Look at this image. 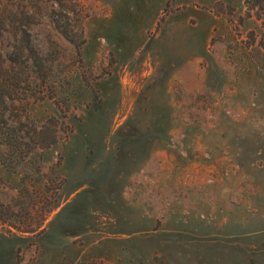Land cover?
<instances>
[{"label": "rangeland", "instance_id": "1", "mask_svg": "<svg viewBox=\"0 0 264 264\" xmlns=\"http://www.w3.org/2000/svg\"><path fill=\"white\" fill-rule=\"evenodd\" d=\"M6 18L3 109L58 139L0 140V264H264V0H0V41Z\"/></svg>", "mask_w": 264, "mask_h": 264}, {"label": "trees", "instance_id": "2", "mask_svg": "<svg viewBox=\"0 0 264 264\" xmlns=\"http://www.w3.org/2000/svg\"><path fill=\"white\" fill-rule=\"evenodd\" d=\"M2 30H1V41L4 42L6 38V32L11 31V21L9 19H2ZM23 32L25 34H29L28 28H24ZM29 46L24 47L25 52H31L33 50V46L31 45V41L29 40ZM8 51L5 49H1V56L6 61L11 60V55H7ZM28 57V56H27ZM3 60V62H6ZM9 64V63H8ZM8 64H2L1 73H0V140L4 144V146L11 151V156L15 160H27L28 158L33 159V154L35 153H26L28 151L24 150L27 145H29L30 141L34 143L42 144L44 139L50 137V143L55 142L58 139V130L57 125H52V122L45 123L43 127L35 126L32 130V134L24 133V127H18L17 124H21L23 126L22 119L17 120L10 116L5 109H3L8 103V97H10V93L5 91L8 88L11 92H16V81L18 80V75L10 73ZM14 70V69H13ZM7 92V93H5ZM43 147V146H38Z\"/></svg>", "mask_w": 264, "mask_h": 264}]
</instances>
